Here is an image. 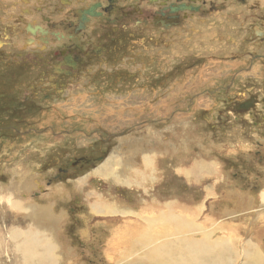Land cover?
Wrapping results in <instances>:
<instances>
[{
  "label": "rangeland",
  "instance_id": "1",
  "mask_svg": "<svg viewBox=\"0 0 264 264\" xmlns=\"http://www.w3.org/2000/svg\"><path fill=\"white\" fill-rule=\"evenodd\" d=\"M6 1H0V10L7 5ZM19 13L13 15L16 17ZM4 15L0 13L1 21H7ZM11 40L16 46L21 42L20 50L25 49L23 39ZM137 52H141L140 49ZM2 60L1 77L13 72L14 75L21 73L20 68L14 71L1 66L4 64ZM37 74L33 73L34 76ZM204 74L201 73L198 78H203ZM44 78L46 80V76ZM28 83L35 84V81L25 82L19 91L20 97L26 96ZM182 86L178 87L180 91ZM130 91L133 94L129 97L109 95L115 105L123 104L115 107V112L123 113L125 107H129L124 120L123 116L114 117L108 122L110 126L106 125V115L102 114L106 107L74 105L76 98H85L88 92L73 96L72 104L68 106V101L61 111L57 112L59 107H44L41 116L34 115V121L40 118L36 127H29L26 120L19 122V117L16 118L8 110L0 114V264H240L237 244L241 249H246L245 244L251 240L248 233L252 225L245 220L235 223L239 218L236 216L225 215L220 219L223 210L232 208V201H227L230 194H224V189L230 192L231 185L225 181L228 179L232 183L236 181V184H242L254 196L252 198L264 189L263 152L255 155L258 150H253L254 141H260L258 148L264 151V134L235 120V126L224 122L221 125L211 123L209 117L215 120L213 115L219 107L211 108L213 113L203 110L207 107H192L191 112L186 114L182 112L183 107H171L170 103L167 109L168 90L166 94L161 90L162 94L153 95V107H136L143 101V96L138 94L135 98L134 91ZM39 97L41 95L36 98ZM127 98L129 101L125 100ZM182 98L178 96L176 99ZM137 111L143 112L142 118L135 113ZM166 117L168 119L165 120ZM252 132L257 135L245 134ZM159 143L162 144L161 148L156 146ZM137 146L142 150L149 147L166 150L159 160L167 159V163L164 167H158L161 164L159 161L156 171H150L149 184L140 177L141 174L147 175L150 167L142 165L143 157L137 152ZM108 150H111L110 153ZM206 152H209L206 160L212 161L208 169L204 167L208 166L207 162L201 159ZM107 153L112 158L111 165H107L103 171L101 166L104 164L101 165L102 160H97V157L101 154V157H106ZM120 161L123 166L134 167L137 171V178L129 172L125 174L133 181V187L126 182L115 184L110 179V173ZM157 163L158 159L154 158L153 165ZM109 167L107 176L105 171ZM182 168L185 175L180 171ZM205 170L226 175L227 178L220 183L224 188L221 186L220 190L218 184L213 187L215 174L202 179L200 174L203 175ZM153 176L157 178L154 183ZM205 188L216 190L204 198ZM16 194L28 210L40 209L51 215L52 219H57L55 229H48L51 244H42L48 237L45 232L39 233L46 235L40 243L29 245L23 238V232L29 235L26 231L30 222L16 212L22 211L11 208L10 199L17 197ZM99 200L101 203L92 212ZM261 200L264 206V199ZM38 214L36 217L42 219ZM220 222L241 225L242 238L234 239L239 235L235 227L226 229V225L222 227ZM48 223L47 220L46 224L50 227ZM42 228L45 226L37 227L41 231ZM172 228H180L183 232L178 236H160ZM121 232L125 235L124 241H121L122 238L117 241V234ZM244 233L247 234L244 236ZM149 234L152 238H149ZM185 236L195 242L208 239L207 243L201 241L204 246L199 252L203 250V253L191 257L183 241L178 238L185 239ZM172 242L173 246L166 247L165 244ZM37 244L42 245V249L27 259L26 252L32 253L36 248L31 245ZM51 245L56 246L59 253L47 263L44 258L49 255ZM148 247L149 254L153 251V256L145 255ZM153 248L159 251V256ZM60 251L68 255H62ZM246 253L249 254L248 251ZM172 254L175 257L172 258ZM226 257L229 260L223 262L222 258L225 260ZM243 262L241 258V263L245 264Z\"/></svg>",
  "mask_w": 264,
  "mask_h": 264
},
{
  "label": "flooded vegetation",
  "instance_id": "2",
  "mask_svg": "<svg viewBox=\"0 0 264 264\" xmlns=\"http://www.w3.org/2000/svg\"><path fill=\"white\" fill-rule=\"evenodd\" d=\"M6 2L0 10L7 19L0 20L1 66L21 73L0 74V114L8 110L36 127L40 118L34 121V115L41 116L44 107L61 111L73 96L88 92L74 105L106 107L102 114L109 125L114 117L124 120L129 108L115 112L123 104L115 105L109 95L129 97L132 89L135 98L143 96L136 107L147 108L154 94L168 90L167 109L170 103L186 114L192 107H207V113L219 107L211 123L235 126V120L264 134V0ZM11 38L23 39L25 49ZM254 144V154L264 156L261 142Z\"/></svg>",
  "mask_w": 264,
  "mask_h": 264
},
{
  "label": "bare ground",
  "instance_id": "3",
  "mask_svg": "<svg viewBox=\"0 0 264 264\" xmlns=\"http://www.w3.org/2000/svg\"><path fill=\"white\" fill-rule=\"evenodd\" d=\"M31 27V26H30ZM15 39V38H14ZM38 54V53H37ZM24 75V74H23ZM15 83V82H14ZM40 84V83H39ZM37 87V86H36ZM76 101V100H75ZM247 110V109H246ZM150 139V138H149ZM144 145H145V143H144ZM157 147H162V144L161 143H159V144H157L156 145ZM136 150H138L137 152L138 153H140L141 154V156L143 157L142 158V165L145 167V166H148V167H150L149 169H148V174L146 175V174H141L140 175V177H141V179H143L145 182H147L148 184L150 183V181H151V178L149 179V176H150V174L149 173H151L150 171H156V169L158 168V167H164L165 165H166V161H167V159H165V160H163V159H161V160H159L162 156H163V154L162 153H165V151L166 150H157L156 148H148L147 150H142V147H138L137 146V148H136ZM140 151V152H139ZM154 158H156V159H158V163H157V165H153V161H154ZM112 160V158L110 157V156H108L107 157V159H106V161L103 163L104 165L103 166H101V168L103 169V171L106 169V167H107V165H109L110 164V161ZM159 161L161 162V164L159 165ZM169 162H173V160H169ZM181 162V161H180ZM182 163V162H181ZM102 165V164H101ZM111 165V164H110ZM159 165V166H158ZM181 164H179V166H180ZM154 166H156V167H154ZM158 166V167H157ZM109 169H110V167L105 171V173L107 174V176L109 175ZM85 170V169H84ZM175 171V170H174ZM181 173H185L186 174V172L184 171V169L182 168L181 170ZM264 171V170H263ZM131 173L135 178H137L138 177V173H137V171L135 170V168L133 167V169H131L130 168V166H123L122 165V161H120L119 162V165H118V167L116 168V169H114L111 173H110V179L112 180V182H114L115 184H121V183H124V182H126V183H128V185L129 186H132L133 187V181L130 179V178H128L127 176H125V174L126 173ZM189 175H191V174H189ZM84 180H86V179H84ZM155 180H157V178L156 177H154L153 176V183H154V181ZM73 181V180H72ZM76 181V180H75ZM81 183H83V182H81ZM155 183H157V182H155ZM84 186V185H83ZM86 186H88V185H86ZM89 187V186H88ZM151 187H152V185H151ZM63 189V188H62ZM154 189V188H153ZM91 193H93V192H91ZM95 193V192H94ZM17 195V194H16ZM19 199V196L17 195V197H15V198H12V199H10V204H11V208L12 209H14L15 211L16 210H20V211H22L21 213H19L18 211H16L19 215H22L27 221H28V223L30 222V226H28V230L26 231L29 235H25L24 234V232H23V234H22V236H23V238L26 240V242L27 243H29V245H30V243H40V241L41 240H43L44 238H45V236L47 235L48 237H47V240H43L42 241V244L44 243V244H51L52 243V241L50 240V238H49V236L51 235H48V229L49 228H51V227H53V229H55V227H54V224L56 223V221H57V219H52L51 218V215L49 216V214L46 212V211H43V210H40V209H36V208H33V209H29L28 210V207H25L26 205H23V204H25L23 201H19L18 200ZM19 201V202H16V201ZM16 202V203H15ZM99 202L101 203V201L99 200V201H97V203L95 204V206H94V210L92 209V212H94L96 209H97V207H98V205H99ZM166 202V201H165ZM169 202V201H168ZM75 203V202H74ZM171 203V202H170ZM169 203V204H170ZM87 205H89L90 206V204L88 203ZM172 206V205H171ZM25 207V208H24ZM33 207V206H32ZM162 207V206H161ZM164 207V206H163ZM24 208V209H23ZM163 209V208H162ZM162 209H160V210H162ZM195 209V208H194ZM126 211V210H125ZM80 212V211H79ZM213 212V211H212ZM37 213H39L38 214V216L40 215V217H42V219H39V218H37L36 216H37ZM136 213V212H135ZM229 213V212H228ZM159 214V213H158ZM85 215V214H84ZM144 216V215H143ZM171 216V215H170ZM169 216V217H170ZM174 216V215H173ZM161 217V216H160ZM173 218V217H172ZM171 218V219H172ZM32 219V220H31ZM36 219V220H35ZM168 219V218H167ZM170 219V220H171ZM174 219H175V217H174ZM48 220V224L49 225H51L50 227L46 224V221ZM173 220V219H172ZM177 221V220H176ZM176 221H173V222H176ZM151 222H153V221H151ZM171 223V222H170ZM184 224V223H183ZM211 224V223H210ZM169 225V224H168ZM180 225V224H179ZM34 226H36V227H34ZM41 226H45V228H42V231L41 230H38L37 229V227H41ZM188 228V227H187ZM137 230V229H136ZM139 230V229H138ZM163 230V229H162ZM181 229L179 228V229H175V228H172V230H170L169 232H166V233H161L160 234V236H171V235H173V236H178L179 234L178 233H182L183 231H180ZM112 231V230H111ZM123 231H125V230H122V232ZM144 231V230H143ZM155 231V230H154ZM164 231V230H163ZM224 231V230H223ZM231 231V230H230ZM40 232H45V236H41L39 233ZM119 233V234H117V237H118V240L117 241H119V240H121V238H122V240L121 241H124L123 239L125 238V235H124V233ZM128 233V232H127ZM131 233V232H130ZM147 233V232H146ZM159 233V232H158ZM137 234V233H136ZM252 234V233H251ZM133 235V234H132ZM154 235V234H153ZM111 236V235H110ZM156 236V235H155ZM157 236H159V235H157ZM224 236V235H223ZM226 237V236H225ZM257 237V236H256ZM127 238V237H126ZM132 238V237H131ZM149 238H152V235L151 234H149ZM180 240H182L183 241V243H184V245L186 246V248L188 249V251L189 252H187L191 257L194 255V254H201V253H203V250H202V252H199V249L200 248H203L202 247V245L204 246V244L203 243H201V241H206L205 243H207V240H201V241H193V240H191V239H189V237H186L185 236V239L184 238H181V237H178ZM261 238V237H260ZM155 239V238H154ZM170 239V238H169ZM174 239V238H173ZM116 240V239H115ZM131 240V239H130ZM176 240V239H175ZM243 240V239H242ZM264 240V239H263ZM171 241V240H170ZM189 241H193V242H189ZM209 241V240H208ZM253 241H255V240H253ZM174 242V241H173ZM173 242L172 243H168V244H165L166 245V247H169V246H173ZM212 242V241H211ZM231 241H229V243H230ZM262 242V241H261ZM251 243V242H250ZM209 244H210V242H209ZM130 246V245H129ZM233 246V245H232ZM247 246H248V244H247ZM31 247H33V248H36V250H33V252L32 253H30V252H26V257H27V259L29 258V256H33V254H34V252L35 251H37L38 249H42V245L41 246H39L38 244H37V246H35V245H31ZM243 247V246H242ZM249 247H250V245H249ZM255 247V246H254ZM253 247V248H254ZM261 247V246H260ZM252 248V249H253ZM256 248V247H255ZM148 249H149V247L147 248V251L145 252V255L147 254V255H149V256H153V251L149 254V252H148ZM261 249V248H260ZM153 250L156 252V255L157 256H159L160 254L158 253L159 251L157 250V249H154L153 248ZM185 250V249H184ZM241 250H243V249H241ZM249 250V249H248ZM264 250V249H263ZM210 251V250H209ZM212 251V250H211ZM240 251V250H239ZM245 252V251H244ZM255 252V251H254ZM257 252V251H256ZM57 253H59L58 252V250H57V247L56 246H54V245H51V249H50V253H49V255L48 256H46L45 258H44V260H46V262L48 263L51 259H53V257L57 254ZM240 253V252H239ZM60 254H64V252L62 253V251H60ZM65 256H67L68 254H64ZM75 255V254H74ZM242 255V254H241ZM244 255V254H243ZM247 255V254H246ZM162 256H164V255H162ZM248 256V255H247ZM156 257V256H155ZM173 257H175V255H173L172 254V258ZM239 257V256H238ZM237 257V258H238ZM251 257V256H250ZM254 257V256H253ZM261 257H262V262H264V256H262L261 255ZM70 258V257H69ZM164 258V257H163ZM227 258V257H226ZM248 258V257H247ZM257 258H260V257H257ZM176 259L178 260V258L176 257ZM240 259V258H239ZM238 259V260H239ZM250 259V258H249ZM252 259V258H251ZM77 260V259H76ZM224 260V259H223ZM172 261H173V259H172ZM77 262V261H76ZM168 262V261H167ZM175 263V262H174ZM237 263V262H236ZM175 264H177V263H175ZM182 264V263H181ZM183 264H188L187 262H184ZM242 264V263H241ZM246 264V263H245ZM259 264V263H258ZM260 264H261V261H260Z\"/></svg>",
  "mask_w": 264,
  "mask_h": 264
},
{
  "label": "crops",
  "instance_id": "4",
  "mask_svg": "<svg viewBox=\"0 0 264 264\" xmlns=\"http://www.w3.org/2000/svg\"><path fill=\"white\" fill-rule=\"evenodd\" d=\"M142 113H143L142 111L137 113V114H139L140 118L143 117ZM117 117H119V116H117ZM108 130H110V129H108ZM108 151L110 153L111 150H108ZM208 154H209V152H206L205 155L201 158L204 161H206L208 164V166H204L206 169H208V167L212 164V161L206 160L205 156L209 157ZM204 157H205V159H204ZM106 159L103 160L101 164H103L106 161ZM220 173H222V172H220ZM220 173L218 174L214 171L211 172L210 170H205L203 175L202 174H200V175L203 179L205 176H210V175L215 174V179H212L213 183H214L213 187L215 188V186H217L216 184H218V186L221 190L223 185H221L220 183L222 182L223 178H227V177H226V175H221ZM184 175H185V173H184ZM225 182H229L231 185L230 192L228 193L227 190L224 189V194H230V199L227 201H232V208L229 209V211L223 210L222 214L220 215V219L225 218L226 217L225 215L236 216L239 218L237 221H235V223H237L238 221L245 220V221H247V224L252 225L251 230L248 233L249 238H251V240H250L251 243L248 242V246H247V244H245L246 249H244V250H241V246L239 244H237V246H238L237 255L239 256L238 259L240 258L239 259L240 264H241V258H243V261H244L243 263H246V264H253V262H255V264H258V263L260 264V261H261V264H264V262H262V257H261V255L264 256V250H263L264 249V240H263L264 239V228L262 227L264 224V209H262V208H264V206L262 205V200H261V199H264V189L262 191L259 190L257 196L255 198H252L254 196H252L247 190H245L244 189L245 187H243L242 184H240V185L236 184L237 183L236 181H235V183H232L228 179ZM205 190H206V188L204 189V198H207L208 193L210 194L211 191L216 190V189H213V190L207 189L206 191ZM241 190H242V192H241ZM220 224L222 227L226 225V227H227L226 229H228V228L231 229V228L235 227L236 233L239 235L237 237H234V239L237 240V239L242 238L241 234H240V231L242 230L241 225L237 224L236 226H234L232 223L224 224L223 222H220ZM246 234L247 233H244V236ZM230 235H232V233H230ZM226 236H228V235H226ZM253 240H255V241H253ZM240 243L242 244V242H240ZM249 245L250 246L252 245V247L250 248ZM260 248H262L263 252H261ZM247 251L249 252L250 255L246 253ZM257 257H260V258H257ZM222 259H224V258H222ZM227 260H229V258H226L225 260H223V262H226Z\"/></svg>",
  "mask_w": 264,
  "mask_h": 264
}]
</instances>
